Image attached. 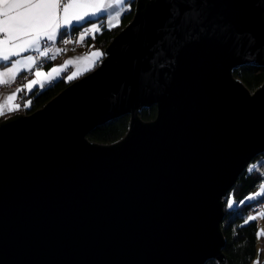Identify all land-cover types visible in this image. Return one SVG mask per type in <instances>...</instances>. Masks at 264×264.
I'll list each match as a JSON object with an SVG mask.
<instances>
[{
	"label": "water",
	"instance_id": "obj_1",
	"mask_svg": "<svg viewBox=\"0 0 264 264\" xmlns=\"http://www.w3.org/2000/svg\"><path fill=\"white\" fill-rule=\"evenodd\" d=\"M242 66L264 67V0H134L93 70L0 120V264H226L227 197L264 155Z\"/></svg>",
	"mask_w": 264,
	"mask_h": 264
},
{
	"label": "snow or ice",
	"instance_id": "obj_2",
	"mask_svg": "<svg viewBox=\"0 0 264 264\" xmlns=\"http://www.w3.org/2000/svg\"><path fill=\"white\" fill-rule=\"evenodd\" d=\"M124 3L125 0H107V2L104 0H0V69H4L0 71V84L13 82L21 70L32 71L34 65H36L34 74L37 78L43 75L51 76L52 73L57 72L56 68L44 74L37 65L41 57L49 55L51 49L48 43L55 42L57 36L64 43H70L71 41L64 40L69 29L76 31L84 28L85 25H92L91 30L99 31L95 21H104L105 18L108 20L109 27L117 26L118 18L122 14L120 6ZM179 18L177 14L172 22L175 23ZM113 20H116V24L112 23ZM187 22L192 21L190 19ZM59 51L60 49H56L57 53ZM28 52L36 55L21 57L22 53ZM93 55L98 58L102 54L94 53ZM79 59H87V57ZM3 77L9 79H3ZM37 84L44 87V83L39 79L29 81L27 87L31 91V87ZM21 90L18 88L16 92ZM14 98V94L6 97L5 102L0 104V114L5 108L12 111L19 107V105L8 104V101ZM261 188L262 191L255 195L264 200V185ZM254 198L253 195H249L245 199L253 200ZM237 203L243 204L244 201ZM228 207L231 209L235 207V204H228ZM259 215L264 217V212H260ZM255 219H257L256 215H250L245 223ZM261 234H264V230H261Z\"/></svg>",
	"mask_w": 264,
	"mask_h": 264
},
{
	"label": "trees",
	"instance_id": "obj_3",
	"mask_svg": "<svg viewBox=\"0 0 264 264\" xmlns=\"http://www.w3.org/2000/svg\"><path fill=\"white\" fill-rule=\"evenodd\" d=\"M133 10L134 0H128L127 8L121 16L120 25L110 29L103 28L100 33L90 36V41L92 40L91 42L103 52L112 38L131 21ZM78 30H71L67 34L77 32ZM234 75L249 90L253 91L261 86L264 81V67L242 66L234 72ZM69 83L66 80V76H62L51 85L34 91L29 96L22 97L17 112L25 114L33 113L65 89ZM156 113V107L152 106L143 110L140 116L144 121H151L156 117ZM128 125L129 117L122 116L97 127L89 133L88 138L97 143L111 144L125 135ZM262 162H264V155L256 157L243 170L227 197V200L231 199L235 207L230 209L226 205L225 216L222 222V232L225 238L223 253L226 258V264H252L255 259L258 240L257 220H250L248 223H245V220L251 215L253 206L264 202V200L260 196H257L253 200H246L245 198L252 192L260 189L264 184V176H262L264 174V166H262ZM250 168L252 169L251 171ZM239 201H244V203H237ZM206 264L217 263L209 261Z\"/></svg>",
	"mask_w": 264,
	"mask_h": 264
},
{
	"label": "crops",
	"instance_id": "obj_4",
	"mask_svg": "<svg viewBox=\"0 0 264 264\" xmlns=\"http://www.w3.org/2000/svg\"><path fill=\"white\" fill-rule=\"evenodd\" d=\"M127 1L125 0V3L120 6L122 9V14L127 8ZM104 2H107V0H104ZM121 14V16H122ZM111 15V13L109 14ZM121 16L118 18V24L117 26L120 25L121 21ZM96 25L99 27V31H93L92 25H86L84 28H80L77 32H72L70 34L71 38L73 39L75 46L74 50H69L66 53H57L56 49L53 47V44L56 43L57 45H60L59 36H57V39L55 42H49L48 47H50L51 51L49 53L52 62L46 67L40 68V71L44 74H48L52 68H56L57 72L52 73L51 76L48 75H43L39 78L35 76V70H36V65L33 66L32 71H27V70H21L15 77V79L19 78L20 76L27 75L25 81L23 84L14 86L12 88H5V85L8 84H0V104H3L5 102V99L8 95H15L14 100L8 101L9 105H19L20 100L24 96H29L32 92L41 90L46 86L51 85L53 82L61 78L62 76H66V80L69 82H72L81 76L85 75L86 73L90 72L93 70L98 62L102 59L103 57V52L95 46L91 41H90V36L93 34L100 33L103 28H114L116 26L109 27L108 25V20L105 18L104 21H95ZM113 24H116V20L112 21ZM85 30L89 31V34L85 32ZM71 29H69L68 32H70ZM68 35V34H66ZM81 35H83V39H81ZM82 42H86L85 47H80L76 46V44H81ZM94 53H101L98 58L94 56ZM25 55H36L35 53L28 52V53H22L21 57ZM55 57L54 59L52 57ZM82 57H87V59H79ZM72 63H68V62ZM0 71H4V69H0ZM71 77V78H70ZM3 79H9L8 77H3ZM14 79V80H15ZM39 79L44 83V87H40L39 84L33 85L31 87V91L28 89L27 85L29 84V81ZM50 81V83H49ZM22 89L20 92H16V89ZM19 107L16 108L15 110L9 111L7 108H5L0 114V118L3 116H8L10 114L16 113L18 111ZM264 239V237H263ZM260 264H264V240H263V252L261 254V261Z\"/></svg>",
	"mask_w": 264,
	"mask_h": 264
},
{
	"label": "built area",
	"instance_id": "obj_5",
	"mask_svg": "<svg viewBox=\"0 0 264 264\" xmlns=\"http://www.w3.org/2000/svg\"><path fill=\"white\" fill-rule=\"evenodd\" d=\"M85 32L89 34L88 30H85ZM64 40H68L71 42L70 43H64L62 40H59L60 45H57L56 43L53 44V47L55 49H60L59 53H62V54L66 53L69 50H74V48H75V46L73 45L75 43H74L73 39L71 38L70 34L65 35ZM76 46L85 47L86 42H82L81 44H76ZM51 62H52V59H51L50 55H48L47 57H41L37 61V65H39V67L42 68V67L48 66L49 64H51ZM27 75L20 76L19 78L15 79L13 82H10L8 84V87H14V86L23 84ZM262 208H263V203L262 204L261 203L256 204L255 206H253L251 213L259 214L261 212Z\"/></svg>",
	"mask_w": 264,
	"mask_h": 264
},
{
	"label": "rangeland",
	"instance_id": "obj_6",
	"mask_svg": "<svg viewBox=\"0 0 264 264\" xmlns=\"http://www.w3.org/2000/svg\"><path fill=\"white\" fill-rule=\"evenodd\" d=\"M8 84L5 85V88H12V87H8ZM21 113H23V112H21ZM261 191H262V188L258 189L255 192H252L250 195H253L256 198L257 196L255 194L258 193V192H261ZM227 202L228 203H226V205L233 204L231 199L227 200ZM260 203L261 204L263 203V208H262L261 212H264V202H260ZM251 215H256L257 216V219H255V220H257V225H258L257 253H256L255 259L253 260L252 264H257V261H259V264H260L261 254L263 252V240H264L263 237H264V234H261V230H264V217H261L259 214H253V213H251Z\"/></svg>",
	"mask_w": 264,
	"mask_h": 264
}]
</instances>
